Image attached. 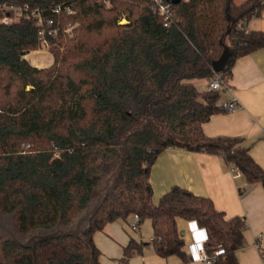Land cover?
<instances>
[{"label":"trees","instance_id":"obj_1","mask_svg":"<svg viewBox=\"0 0 264 264\" xmlns=\"http://www.w3.org/2000/svg\"><path fill=\"white\" fill-rule=\"evenodd\" d=\"M0 0L41 10L52 24L40 28L0 9V216L11 215L16 234L73 226L100 201L76 232L35 238L26 246L0 232V264H102L95 231L116 219L150 222L149 244L161 257L190 254L177 218L205 233L212 264H238L246 220L227 218L212 200L173 185L152 200L150 168L166 148L220 155L248 184L264 187V168L241 136H208L202 125L223 110L220 91L199 90L193 78L210 79L214 63L228 80L234 61L264 48V31L247 22L264 0H165L168 26L148 0ZM75 12L52 14L56 4ZM126 22L118 24L123 17ZM55 29L54 33L48 32ZM45 40L53 63L33 66L26 55ZM130 238L119 263L141 253Z\"/></svg>","mask_w":264,"mask_h":264},{"label":"crops","instance_id":"obj_2","mask_svg":"<svg viewBox=\"0 0 264 264\" xmlns=\"http://www.w3.org/2000/svg\"><path fill=\"white\" fill-rule=\"evenodd\" d=\"M246 28L264 31V10L252 17ZM31 53L33 51L28 54ZM35 57L28 59L33 66L51 62L42 55ZM208 81L205 78L189 80L199 90L207 89ZM227 83L231 90L222 91L220 100L226 102L234 97L237 106L230 111L223 109L213 114L203 123V132L208 136L243 137L252 158L264 168V48L238 57ZM149 181L154 203L171 186L178 185L210 198L227 218L243 216L247 225L243 231V244L235 253L237 262L264 264L261 256L264 252V187L260 183L248 184L241 174L234 176L220 155L180 148H166L157 155L150 168ZM132 219L133 216L116 219L94 232L93 240L100 250L102 264H196L191 260L183 262L176 255L159 256L148 242L152 238L151 225L145 224L146 231L140 224L132 228ZM176 224L184 239L183 250L191 255L203 244L205 233L191 220L177 218ZM130 238L143 244L141 253L119 263L123 247Z\"/></svg>","mask_w":264,"mask_h":264},{"label":"built area","instance_id":"obj_3","mask_svg":"<svg viewBox=\"0 0 264 264\" xmlns=\"http://www.w3.org/2000/svg\"><path fill=\"white\" fill-rule=\"evenodd\" d=\"M105 2V0H102ZM150 8L154 14H157L163 18V24L168 26L172 20V14L169 7L166 4L165 0H148ZM0 9H7L14 13L13 17L4 16L2 18L3 22L8 23L15 19L17 16H24L26 18H31L34 21V24L40 28V33L44 31V27H49L52 24V18L50 16L43 18V14L41 10L31 9L28 5L24 6H15V5H4L0 7ZM52 14L64 13L66 15L73 14L75 9L73 4L71 3H61L56 4L50 8ZM126 21L124 18L121 21ZM48 32L54 33L55 29L49 28ZM42 47H47V43L45 40L41 41ZM208 89L214 91H230V86L227 81L223 79V75L220 72H215L214 75L208 81ZM217 104L220 105L224 110H232L237 106V101L234 97L229 99L226 102L221 100L217 101ZM230 172L233 173L234 176L240 175L239 170L236 167H230ZM133 219L131 222L132 228H137L139 225V216L137 214H133ZM262 259H264V252L261 253ZM215 258V254L208 255L203 248V244L195 249L191 255L190 260L196 264H212Z\"/></svg>","mask_w":264,"mask_h":264},{"label":"water","instance_id":"obj_4","mask_svg":"<svg viewBox=\"0 0 264 264\" xmlns=\"http://www.w3.org/2000/svg\"><path fill=\"white\" fill-rule=\"evenodd\" d=\"M172 3H178L180 0H169ZM229 53V49H226L224 51L223 56L214 63V71L215 72H219L221 70V67L223 65V63L226 60V57ZM103 190V187H100L98 189L97 192V197L96 200L92 203V205L87 208L80 216L79 218L76 220L75 224L73 226H70L68 228H58L56 230L53 231H49L47 233H34L31 236H29L25 241H23L22 237H20L18 234H16L15 228L14 227H9L8 225L10 224V222H13L14 219L12 218L11 215H6V216H0V230L3 231L4 234L9 235L14 241L26 246L28 243H30V241L32 239L35 238H47L50 236H55L59 233H64V234H69L72 232H76L77 230H79L80 227H82L85 224V221L87 220V218L90 216V214L94 211V209L96 208L97 204L100 201V195H101V191Z\"/></svg>","mask_w":264,"mask_h":264},{"label":"rangeland","instance_id":"obj_5","mask_svg":"<svg viewBox=\"0 0 264 264\" xmlns=\"http://www.w3.org/2000/svg\"><path fill=\"white\" fill-rule=\"evenodd\" d=\"M243 0H235V2H237V3H240V2H242ZM100 2V4H102L103 6H105V7H108V6H110V0H105V2H103L102 0H100L99 1ZM123 18H125L126 19V17L124 16ZM122 20V19H121ZM119 21V23L118 24H122V23H125L126 21ZM127 20V19H126ZM43 50V51H42ZM37 56V55H42V56H44V57H48V59L51 61L48 65H40V66H36L37 68H44V67H48V66H50L52 63H53V55H52V53H51V51H50V48L47 46L46 48L45 47H42L41 45L35 50V51H33V53H31V54H27L26 55V57H27V59H29L30 57L32 58V59H36V57L35 56ZM127 219V218H126ZM130 223V222H129ZM143 224V225H142ZM145 224H147L148 226H150V223L148 222V223H144V222H142V223H140V225H141V228H142V230H145L146 231V226H145ZM9 227H13V224H12V222H10V224L8 225ZM0 232H2L1 230H0ZM138 233V232H137ZM149 242V241H148Z\"/></svg>","mask_w":264,"mask_h":264},{"label":"bare ground","instance_id":"obj_6","mask_svg":"<svg viewBox=\"0 0 264 264\" xmlns=\"http://www.w3.org/2000/svg\"><path fill=\"white\" fill-rule=\"evenodd\" d=\"M35 56V55H34Z\"/></svg>","mask_w":264,"mask_h":264}]
</instances>
